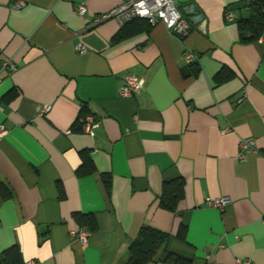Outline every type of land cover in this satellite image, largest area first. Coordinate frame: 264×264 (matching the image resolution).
Instances as JSON below:
<instances>
[{
  "label": "crops",
  "instance_id": "0c3cea01",
  "mask_svg": "<svg viewBox=\"0 0 264 264\" xmlns=\"http://www.w3.org/2000/svg\"><path fill=\"white\" fill-rule=\"evenodd\" d=\"M17 1L0 0V250L17 245L33 264H126L150 225L192 264H264V33L243 42L225 18L250 0H174L189 34L133 20L120 39L126 25L92 16L122 0ZM187 50L198 66L186 63ZM127 74L144 87L123 97ZM88 113L94 135L82 129ZM252 137L255 150L239 160ZM83 151L96 171L79 176ZM179 178L184 196L166 209L165 182ZM222 196L231 199L223 208L208 204ZM75 213L93 215L95 229ZM80 227L91 232L86 245L71 235ZM162 256L147 264H169Z\"/></svg>",
  "mask_w": 264,
  "mask_h": 264
},
{
  "label": "trees",
  "instance_id": "16d2710c",
  "mask_svg": "<svg viewBox=\"0 0 264 264\" xmlns=\"http://www.w3.org/2000/svg\"><path fill=\"white\" fill-rule=\"evenodd\" d=\"M249 8L250 14L248 17H239L235 20L239 24L241 41L251 42L255 41L264 33V0H250L246 5ZM145 20V19H136ZM147 21V20H146ZM134 22L130 23L133 24ZM126 25L121 32H119L115 39H120L130 33L129 26ZM191 65L198 66L197 62ZM197 68V67H196ZM194 69L193 74H198L199 69ZM217 80H222L221 73L217 74ZM10 99V96L7 95ZM83 164L78 168L77 174L84 176L96 171L95 165L90 158L88 151H83ZM104 187L108 193L111 194L112 181L107 174H103ZM64 193L61 192V196ZM184 196V181L179 178L176 181L165 182L163 196L161 198V206L174 210L177 207L178 201ZM75 217L82 223V226H88L95 229V218L91 214L75 213ZM185 226L180 229L179 236L185 237ZM170 234L166 231L160 230L156 227L145 225L141 228L136 239L131 243L129 248V259L126 264H147L155 260L162 250V261L169 264H192V261L181 255L167 250V242ZM0 264H27L24 261L23 254L17 245H13L4 250H0Z\"/></svg>",
  "mask_w": 264,
  "mask_h": 264
},
{
  "label": "built area",
  "instance_id": "2783aa9c",
  "mask_svg": "<svg viewBox=\"0 0 264 264\" xmlns=\"http://www.w3.org/2000/svg\"><path fill=\"white\" fill-rule=\"evenodd\" d=\"M25 4L20 0L15 3V8H19ZM77 11L81 16L86 18L89 15V10L85 2H81L77 5ZM93 21L99 22L109 17H115L120 26L123 27L127 23L136 19H145L151 25H156L159 22H164L169 32L179 35L181 37L186 36L191 31V25L189 21L182 15L178 9L174 0H122V2L114 9L104 14L93 15ZM225 18L227 21H235L238 18V14L235 10L227 9L225 12ZM80 52H86L87 48L83 45H77ZM184 59L187 64L198 62V55L192 51L187 50L184 54ZM12 67L15 68L13 63ZM144 87V80L133 74H127L124 77L123 83L120 85L119 93L123 97L133 96L136 92L140 91ZM52 109V105H45L40 113H47ZM82 129L91 135H94V128L98 126L93 114L88 113L81 117ZM6 127L4 124H0V140L2 139ZM241 152L238 156L239 160H244L246 151L255 150L256 139L245 138L240 143ZM231 199L229 196H222L209 200L208 204L223 208ZM71 235L77 238L83 245L89 242L91 232L84 227L71 230ZM27 264H33L32 261ZM237 264H251V260L237 259Z\"/></svg>",
  "mask_w": 264,
  "mask_h": 264
},
{
  "label": "water",
  "instance_id": "95a60500",
  "mask_svg": "<svg viewBox=\"0 0 264 264\" xmlns=\"http://www.w3.org/2000/svg\"><path fill=\"white\" fill-rule=\"evenodd\" d=\"M246 5H247V2H241V3L235 4L234 6H232V9L235 11L240 10V9L246 7Z\"/></svg>",
  "mask_w": 264,
  "mask_h": 264
}]
</instances>
